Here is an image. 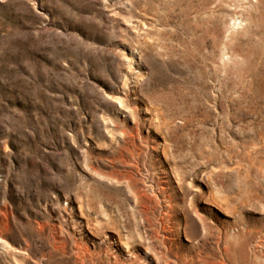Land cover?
I'll return each mask as SVG.
<instances>
[{"label": "rangeland", "instance_id": "1", "mask_svg": "<svg viewBox=\"0 0 264 264\" xmlns=\"http://www.w3.org/2000/svg\"><path fill=\"white\" fill-rule=\"evenodd\" d=\"M258 240L264 0H0V264H237Z\"/></svg>", "mask_w": 264, "mask_h": 264}, {"label": "bare ground", "instance_id": "2", "mask_svg": "<svg viewBox=\"0 0 264 264\" xmlns=\"http://www.w3.org/2000/svg\"><path fill=\"white\" fill-rule=\"evenodd\" d=\"M251 254H248L247 251H246V248L245 247H242L238 250L237 252V261L238 263L237 264H260V263H254L253 262V257H254V253L255 252H258V253H261L263 254V251H264V241L263 240H258L255 244H253L251 246ZM251 255L252 256V259H251ZM264 258V257H263ZM218 264H227L225 262L224 259H222L221 261H219Z\"/></svg>", "mask_w": 264, "mask_h": 264}]
</instances>
